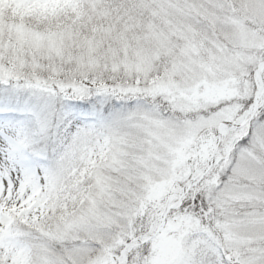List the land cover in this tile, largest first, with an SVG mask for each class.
<instances>
[{
    "label": "snow or ice",
    "instance_id": "6c2138e0",
    "mask_svg": "<svg viewBox=\"0 0 264 264\" xmlns=\"http://www.w3.org/2000/svg\"><path fill=\"white\" fill-rule=\"evenodd\" d=\"M0 264H264V0H0Z\"/></svg>",
    "mask_w": 264,
    "mask_h": 264
}]
</instances>
